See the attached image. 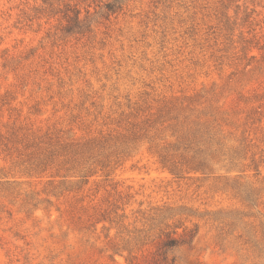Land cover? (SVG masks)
<instances>
[{"label":"rangeland","instance_id":"374dc122","mask_svg":"<svg viewBox=\"0 0 264 264\" xmlns=\"http://www.w3.org/2000/svg\"><path fill=\"white\" fill-rule=\"evenodd\" d=\"M100 4L0 0V264H264V0Z\"/></svg>","mask_w":264,"mask_h":264},{"label":"trees","instance_id":"16d2710c","mask_svg":"<svg viewBox=\"0 0 264 264\" xmlns=\"http://www.w3.org/2000/svg\"><path fill=\"white\" fill-rule=\"evenodd\" d=\"M86 1V0H82ZM100 1V10L103 14H110L113 12H116L121 8V5L124 0H98ZM64 14L63 17L66 20V25L64 29L67 32H81L84 29H87L88 27V16L85 15L84 18H80V9L76 6H71L70 3H66L64 5ZM86 13H89L88 10H86ZM209 159L205 156H198V157H193L191 160L186 162L188 164V169L194 170V171H201V172H211V169L209 168ZM162 163L165 162V156L162 158ZM175 166H170V171L177 174L175 172ZM246 199H251L248 194H246ZM196 234V231L189 232L187 234V238H183L182 236L180 237H175V236H170L168 233L166 234V238L162 241L161 244V253L163 256V259L165 260L167 258V254L171 252L173 249L180 247L183 244H190ZM175 262V256H172L170 258V264H173Z\"/></svg>","mask_w":264,"mask_h":264}]
</instances>
